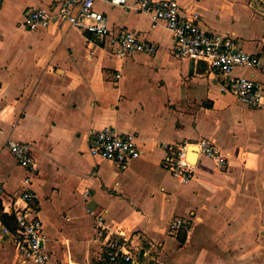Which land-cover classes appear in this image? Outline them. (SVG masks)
<instances>
[{
    "label": "crops",
    "instance_id": "crops-1",
    "mask_svg": "<svg viewBox=\"0 0 264 264\" xmlns=\"http://www.w3.org/2000/svg\"><path fill=\"white\" fill-rule=\"evenodd\" d=\"M177 1L199 12L208 31L232 33L264 56V0ZM54 2L0 0V208L12 217L10 225L0 218V264H22L10 208L26 187L38 195L48 264H111L91 211L104 214L108 234L142 235L151 246L139 252L160 264L264 262V102L246 105L221 91L222 77L206 61L176 57L171 31L137 0L97 8L113 31L156 43L154 56H116L107 41L69 22L25 25L29 8ZM235 74L264 84L259 69ZM107 126L137 136L142 155L125 170L90 153V131ZM201 137L221 148L228 166L190 149L195 174L183 183L164 167V145ZM9 139L32 144L36 172L16 160ZM176 218L191 223L184 243L183 231L168 232Z\"/></svg>",
    "mask_w": 264,
    "mask_h": 264
},
{
    "label": "built area",
    "instance_id": "built-area-1",
    "mask_svg": "<svg viewBox=\"0 0 264 264\" xmlns=\"http://www.w3.org/2000/svg\"><path fill=\"white\" fill-rule=\"evenodd\" d=\"M107 2L115 6H127L128 0H55L51 7H31L25 14L24 23L29 29L41 30L56 22H69L75 27L90 31L100 41H107L111 51L119 57L141 52L154 56L158 45L142 39L135 31L125 29L113 31L108 16L97 8L98 3ZM136 8L149 14L154 22L163 21L171 31L173 52L180 59L206 61L222 77L220 89L230 93L246 105L257 108L264 102V84L245 74H235L239 68H256L264 73V56L250 53L239 43L232 33L208 31L203 27L202 15L197 11L186 12L177 0H137ZM121 76L120 73L116 78ZM89 150L94 156L109 160L122 170L142 155L137 136L131 131H119L107 126L90 131ZM8 147L30 173L37 171L32 153V144L26 141L9 139ZM196 146L200 155L211 159L220 169L228 166V158L221 148L207 137L197 141L182 140L165 144L164 167L183 183L189 182L195 174V164L190 160L189 150ZM27 176L26 183L31 182ZM6 193L0 182V198ZM19 200H22L20 203ZM37 193L26 187L19 198L12 201L17 228L14 238L22 264H48L52 260V251L46 244L45 223L38 205ZM95 218L96 235L104 238L106 255L111 264H148L140 261L126 243L107 241V223L104 214L91 211ZM189 220L176 218L168 226L172 235L180 231H189ZM9 231V230H7Z\"/></svg>",
    "mask_w": 264,
    "mask_h": 264
},
{
    "label": "rangeland",
    "instance_id": "rangeland-1",
    "mask_svg": "<svg viewBox=\"0 0 264 264\" xmlns=\"http://www.w3.org/2000/svg\"><path fill=\"white\" fill-rule=\"evenodd\" d=\"M190 226H191V223H190ZM107 228H108V226H107ZM140 238H142V235H140L138 233H135V234L133 233L132 235H127V234L122 233V232H114L113 233L112 231H110L108 234L107 241L115 240L117 243H126L128 250H131L133 252V254L140 259V261H142V262L145 261L148 264H160L155 258L145 257L146 254L144 255L143 252L142 253L139 252V250L142 249L143 245H146V243H147V245L151 246V243H148L147 240H143L141 242ZM154 244L156 245V247L154 249H157V247H159V248L161 247L157 243H154ZM104 246H105V244H104ZM141 251H143V249ZM261 264H264V262H262Z\"/></svg>",
    "mask_w": 264,
    "mask_h": 264
},
{
    "label": "trees",
    "instance_id": "trees-1",
    "mask_svg": "<svg viewBox=\"0 0 264 264\" xmlns=\"http://www.w3.org/2000/svg\"><path fill=\"white\" fill-rule=\"evenodd\" d=\"M2 208H0V218L2 219V221L6 224V225H10L12 224V217L7 215L6 213L3 212V209L1 210ZM15 221H16V218H15ZM17 223V221H16ZM15 227H12V229H14ZM186 238H187V231H183L181 233V235L179 236V239L182 243H184L186 241ZM122 264H128L126 262H122Z\"/></svg>",
    "mask_w": 264,
    "mask_h": 264
},
{
    "label": "bare ground",
    "instance_id": "bare-ground-1",
    "mask_svg": "<svg viewBox=\"0 0 264 264\" xmlns=\"http://www.w3.org/2000/svg\"><path fill=\"white\" fill-rule=\"evenodd\" d=\"M195 148H196V146H191L190 149L194 150ZM192 150H190V155H189L191 161H193L192 159H194V157L196 156V153L194 151H192Z\"/></svg>",
    "mask_w": 264,
    "mask_h": 264
}]
</instances>
